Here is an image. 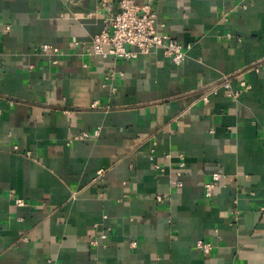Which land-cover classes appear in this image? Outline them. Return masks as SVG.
Listing matches in <instances>:
<instances>
[{"label": "crops", "instance_id": "obj_1", "mask_svg": "<svg viewBox=\"0 0 264 264\" xmlns=\"http://www.w3.org/2000/svg\"><path fill=\"white\" fill-rule=\"evenodd\" d=\"M135 1L181 64L88 54L118 0H0V264H264V0Z\"/></svg>", "mask_w": 264, "mask_h": 264}, {"label": "built area", "instance_id": "obj_2", "mask_svg": "<svg viewBox=\"0 0 264 264\" xmlns=\"http://www.w3.org/2000/svg\"><path fill=\"white\" fill-rule=\"evenodd\" d=\"M88 54L96 56L111 55L117 59H131L139 54H149L161 50L173 63L181 64L185 58L184 45L174 38L164 37L156 26V11L151 1L138 3L135 0H118V10L105 18L102 31L94 34L89 44L85 46ZM43 53L51 51V63H56L60 53L59 48L43 44L40 47ZM220 87L227 90L228 95L237 97L248 84L239 82V86L232 88L231 77L224 76L219 84L211 86L202 98L208 100V94L216 92ZM92 108L100 107L98 102L91 103ZM94 134L97 133L95 130ZM90 132H82L77 138H85ZM183 166V162L179 163ZM101 170L99 171V173ZM222 179L219 171L212 172V179L205 183L204 195L211 197L217 183ZM180 185V182H177ZM159 198V197H158ZM160 199V198H159ZM99 238H106V234L93 237L91 243L98 245ZM197 247L208 253L211 244L198 240Z\"/></svg>", "mask_w": 264, "mask_h": 264}]
</instances>
